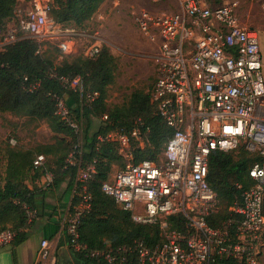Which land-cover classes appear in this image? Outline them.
Wrapping results in <instances>:
<instances>
[{
  "label": "built area",
  "instance_id": "2783aa9c",
  "mask_svg": "<svg viewBox=\"0 0 264 264\" xmlns=\"http://www.w3.org/2000/svg\"><path fill=\"white\" fill-rule=\"evenodd\" d=\"M63 0H23L9 23L0 29V50L23 38L35 39L37 54L49 41L72 32L57 22L53 11ZM161 1V0H156ZM183 11L159 13L146 8L133 11L136 23L150 40L158 42V68L152 101L156 114L172 129L158 159H139L149 143L150 126L137 118L132 126L119 127L105 137L116 144L124 165L102 190L140 225H157L161 241L150 245L136 240L117 249L90 248L81 240V220L93 208L89 180L95 165L82 164L83 148L76 145L67 164L77 167L74 194L77 201L67 216L64 234L72 250L104 264H261L264 239V159L249 169L252 184L232 210L238 216L235 233L215 228L208 216L217 210L219 197L209 182L210 157L215 151L231 152L241 145L264 157V51L259 30L242 23L233 6L209 0H180ZM101 49L95 43L85 56ZM54 73L50 77H55ZM62 85L80 91L81 77L60 76ZM25 89L38 92L41 79L24 77ZM56 114L76 132L81 122L71 116L66 97L52 94ZM98 91L85 94L93 103ZM107 119L108 116L103 117ZM11 139V143H14ZM45 155L37 156L36 167ZM52 180V175L47 174ZM243 189V185H238ZM181 216L183 229L170 217ZM13 237L7 230L0 242ZM35 264H57L48 239L41 242Z\"/></svg>",
  "mask_w": 264,
  "mask_h": 264
},
{
  "label": "trees",
  "instance_id": "16d2710c",
  "mask_svg": "<svg viewBox=\"0 0 264 264\" xmlns=\"http://www.w3.org/2000/svg\"><path fill=\"white\" fill-rule=\"evenodd\" d=\"M103 1L63 0L53 11V17L60 23L73 20L81 24L92 17ZM18 4L19 0H0V29L6 27ZM38 46L35 39L23 38L0 50V111L47 120L52 131L73 136L76 142L70 150V142L64 137L58 138L54 144L42 145L37 151L16 150L6 146V174L4 184H0V234L11 231L13 244L19 245L28 238L25 229L37 212L38 199L46 197L53 187L58 188L65 181L70 190L75 189L77 167L69 166L66 157L76 145L81 144L82 164H94L96 168L89 180L93 208L81 220V240L90 248L110 246L117 249L130 246L136 240H144L150 245L158 244L161 241L159 226L135 223L131 213L102 190L103 184L111 178L114 165L123 166L124 161L116 144L100 137H105L119 127L130 128L137 118H141L150 126L151 131L149 143L142 151L136 150L135 157L137 160H156L172 134V129L156 114L157 106L152 101L151 93L135 91L127 104L110 109L106 106V97L109 87L116 80L117 60L107 47H101L94 57L80 55L55 65L50 57L43 56L44 51L37 54ZM51 73L56 76L50 77ZM25 76L42 80L38 92L30 93L25 89ZM60 76H80L82 90L74 91L64 87L59 80ZM89 91L99 92V97L91 104L85 101V94ZM52 94L66 97L72 118L83 123L82 132L77 133L56 114ZM98 115L102 122L90 133L94 117ZM105 115L107 119L103 118ZM242 148L231 152L215 151L209 163L208 179L218 194L219 205L207 220L213 227L231 233H235L239 219L231 208L237 201H241L242 192L252 184L249 169L264 159L260 153ZM237 150H240L238 157L234 154ZM41 154L45 155L46 160L43 165L36 167L34 161ZM48 157L53 160L49 162ZM50 163L54 166L52 180L38 185L37 180L48 171ZM240 184L243 189L238 187ZM77 199L74 194L72 202ZM170 221L174 227L183 229L181 216L174 215Z\"/></svg>",
  "mask_w": 264,
  "mask_h": 264
},
{
  "label": "rangeland",
  "instance_id": "374dc122",
  "mask_svg": "<svg viewBox=\"0 0 264 264\" xmlns=\"http://www.w3.org/2000/svg\"><path fill=\"white\" fill-rule=\"evenodd\" d=\"M22 1L19 0V3ZM209 2L213 5L233 6L243 24L259 30L264 51V0H209ZM141 8L164 13V0H104L92 17L83 23L78 24L73 20L63 22L64 29L72 33L63 36L61 40L47 42L43 56L50 57L55 65H58L64 59L72 60L85 55L91 45L99 43L102 48L107 47L117 60L116 80L108 89L106 106L111 109L127 104L135 91L150 94L157 76L159 44L150 40L136 23L133 11H139ZM93 122L90 133L101 124V116L94 117ZM63 137L70 142L68 148L70 150L76 142L75 138L55 133L47 120L0 111V184H4L6 174L4 171L7 162L6 146L16 150L37 151L42 145L54 144L58 138ZM11 139L15 142L11 143ZM242 147L245 148L244 145H241ZM239 151L234 152L236 157ZM69 155L70 153L66 157V162ZM48 159L49 162L53 160L52 157ZM50 166L37 180L38 185L50 182L47 174H51L53 178L54 166L52 163ZM121 167L115 164L113 173ZM261 264H264V246Z\"/></svg>",
  "mask_w": 264,
  "mask_h": 264
},
{
  "label": "crops",
  "instance_id": "0c3cea01",
  "mask_svg": "<svg viewBox=\"0 0 264 264\" xmlns=\"http://www.w3.org/2000/svg\"><path fill=\"white\" fill-rule=\"evenodd\" d=\"M164 13L183 11L180 0H164ZM74 189L67 181L58 188L53 187L46 197L37 202L33 221L25 229L28 238L19 245L11 240L0 242V264H35L42 240L48 239L55 251L57 264H104L95 262L75 253L64 234V225L70 214Z\"/></svg>",
  "mask_w": 264,
  "mask_h": 264
}]
</instances>
